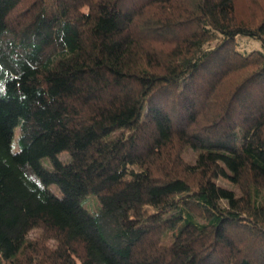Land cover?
I'll list each match as a JSON object with an SVG mask.
<instances>
[{
    "label": "trees",
    "instance_id": "trees-1",
    "mask_svg": "<svg viewBox=\"0 0 264 264\" xmlns=\"http://www.w3.org/2000/svg\"><path fill=\"white\" fill-rule=\"evenodd\" d=\"M0 264H264V0H0Z\"/></svg>",
    "mask_w": 264,
    "mask_h": 264
},
{
    "label": "rangeland",
    "instance_id": "rangeland-1",
    "mask_svg": "<svg viewBox=\"0 0 264 264\" xmlns=\"http://www.w3.org/2000/svg\"><path fill=\"white\" fill-rule=\"evenodd\" d=\"M239 44L241 48L244 49L245 51L246 50L249 51V50L257 49V48L261 49V43L257 42V40H254V39L240 37ZM188 153H189L188 151L185 153V157L187 158V160L191 158ZM219 182L223 185L231 186V184H229L230 182L223 178L219 179ZM49 189L50 191H53L58 197H61L62 195L61 191L56 185H50Z\"/></svg>",
    "mask_w": 264,
    "mask_h": 264
}]
</instances>
